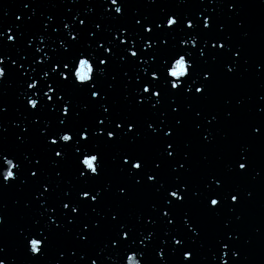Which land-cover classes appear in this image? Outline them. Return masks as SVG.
<instances>
[{"label":"water","instance_id":"95a60500","mask_svg":"<svg viewBox=\"0 0 264 264\" xmlns=\"http://www.w3.org/2000/svg\"><path fill=\"white\" fill-rule=\"evenodd\" d=\"M228 3L237 7L229 12ZM121 5L122 15H117L110 0H0V32L17 41L5 43L7 35L0 40V58L8 70L0 81V108L4 109L0 112V152L21 165L19 179L8 186L0 184V218L4 221L0 224V248L4 250L0 259L4 264H264V128L260 135L252 132L264 125V0H119L116 6ZM170 14L181 21L187 17L196 27L172 32L155 27V22ZM206 17L213 21L211 31L199 24ZM81 19L86 20L84 26L78 23ZM143 26L153 28L152 38L143 32ZM69 33L78 40L73 42ZM161 38L167 46H161ZM119 39L125 40L129 50L137 51L140 59L136 63L121 61L125 45L119 44ZM217 42L226 45L224 51L211 49ZM98 43L113 48L107 69L95 67L100 57L109 55ZM237 50L239 55L233 61ZM177 53L185 55L186 64H193L197 86L199 78L210 74L204 97L169 91L166 61ZM77 55L93 64L96 85L107 96L110 118L101 128H113V120L130 118L136 123L130 136L123 129H114L118 142L106 143L95 124L96 117L104 115L101 105L90 102L88 90L73 86L72 81L63 82L52 71L57 68L54 61H67L71 67ZM233 66L235 71L228 74L227 67ZM153 72L160 79L152 85L162 90V102L155 109L150 104H136L141 85L151 80ZM26 82L40 90L33 99H41L47 82L59 89L65 101H58L56 110L42 106L41 111H29L26 103L31 93ZM67 102L73 115L70 113L61 126L58 108ZM50 103H55L54 98ZM213 117L215 121L208 123ZM149 123L157 129L155 133L148 131ZM81 126L88 127L89 140L80 142L79 151L75 144L65 149V160L54 167L46 137L49 133L59 135L64 128L75 135ZM164 131L173 133L171 139L164 138ZM206 135L208 141L203 139ZM166 143H173L171 158L164 152ZM242 148L247 149L243 154L249 161L246 174L237 173L234 167ZM88 153L98 154L103 165L101 175L94 179L78 176L77 156L83 159L82 154ZM124 154L143 157L149 170L160 164L159 183L142 180L136 185L127 170H121ZM0 164L7 170L2 159ZM173 167L177 171L173 172ZM31 171H37L35 179L30 178ZM217 179L223 180L222 193H239L238 205L225 201L219 210L207 207L206 185L214 187L209 181ZM180 184L187 185L185 201L168 208L167 191ZM43 187L49 188L47 197L37 199ZM122 187L126 197L118 195ZM82 189L100 191L99 202L90 206L78 201ZM69 201L80 204L79 215H64L61 204ZM162 211L170 213L172 224ZM115 213L118 221L113 224L111 215ZM49 216L64 227L50 228ZM66 216L74 223L69 225ZM93 222L100 227L92 228ZM121 222L131 230L129 240L113 248ZM84 224L89 228V233H84L86 242L79 238ZM21 230L25 236H50L42 257L30 256ZM227 236L232 242L223 248ZM174 238L182 244L175 245ZM185 251L192 253L190 261H183ZM232 251L238 253L235 259Z\"/></svg>","mask_w":264,"mask_h":264},{"label":"snow or ice","instance_id":"6c2138e0","mask_svg":"<svg viewBox=\"0 0 264 264\" xmlns=\"http://www.w3.org/2000/svg\"><path fill=\"white\" fill-rule=\"evenodd\" d=\"M119 0H110V5L115 6L113 8L115 14L122 15V5L116 6L118 4ZM237 5L235 3H228L227 8L229 12H232L234 8H236ZM24 8H28V4L24 5ZM17 20H20V16L16 17ZM29 20L31 17L28 18ZM49 20H51V17H49ZM80 26H84L86 24V20L81 19L78 21ZM137 25H141L140 20H136ZM200 26L204 30L211 31L212 27L214 26L213 21L209 18H205L202 22H199ZM155 27H159L161 29L167 30L169 32L175 31L177 28H187V29H193L196 27V25L187 17L184 18L183 21L179 20L178 17L175 16V14L167 15V18L165 20H160L158 22L154 23ZM43 27L46 29L48 28V24H44ZM68 24L64 23V28H67ZM95 28L99 30L100 25H95ZM219 31H223L222 27L218 28ZM143 32L149 33L147 37L152 38L151 34L153 33V28L148 26H143ZM7 35V33L0 32V40H3V37ZM71 36V40L73 42H76L78 40V36H72L71 33H69ZM91 35V33H90ZM117 39V38H116ZM12 43L15 44L17 41L13 35H7V41L5 43ZM209 44V41L207 42ZM99 44V47L101 49H104L109 55L108 56H102L98 59V62L96 63L95 67L99 68L100 65H103L105 69H107L109 61L111 59V56L113 55L112 47L105 46L104 44ZM119 44L125 45L124 52L125 55L121 56L120 59L122 62H129L134 61L135 63L140 59V57L137 54V51L129 50L127 45L125 44L124 39H119ZM161 46H167V41L161 38L160 40ZM64 46V44H61ZM29 46H31L29 44ZM197 42L193 41V47H197ZM149 48L152 47V45L148 46ZM226 48V45L224 43H215L211 44V49L214 50L216 53H220L224 51ZM37 51H40L39 48L36 49ZM64 51L67 52L68 48L64 47ZM200 55L203 57L205 55V52L203 50L200 51ZM239 55V50L237 52L233 53V61H235L236 57ZM177 56L179 58H177ZM107 58V59H106ZM215 58V57H213ZM5 63V60L3 58H0V81L8 74V70L3 67ZM13 65H15V61L11 62ZM55 64H57V68L52 69L58 77V79L62 80L63 82L67 83L68 81H72L73 86H80L82 90H88V93H90V102L94 101L97 104L101 105L104 115L101 117H96L95 124L98 128H101L105 124L106 119L110 118L109 114V107L105 106V101L107 99L106 94L101 91L97 85H96V74L94 72V66L93 64L89 63V60L82 59L80 55H77L71 67H69L68 62L64 61L63 63L59 61H54ZM167 67L165 68V82L166 84L170 85L169 91L175 95H188L192 94L193 96L199 95L200 97H204L207 90H208V84L207 81L209 80L208 75H204L200 79L199 86H197V78H194V72L195 68L193 64L187 63L185 55L183 53H177L176 55H173L170 59L166 61ZM59 69V71H58ZM86 69V71H85ZM65 71L67 74L65 75ZM228 74H232L235 71V67H227L226 69ZM45 75H48L47 72H45ZM74 76V79H73ZM160 77L153 72L151 75V80L145 81L140 89L141 93L138 95V98L136 100L137 105H149L152 109L157 108L161 104V96H162V90L159 88H156L152 85V81L159 80ZM173 81H182V83H176ZM190 81V83H189ZM137 83H139V80H137ZM26 90L31 93L30 96L27 98L26 107L29 111H41V107L44 108L46 106L49 107L51 110H56V106L58 105V101H65V96L62 95L59 92V89L54 87L52 84H46L47 91L42 90L41 93V99H33V94L36 93L38 90L37 85L34 83H27ZM111 88V86H109ZM194 89V92H193ZM31 90V91H29ZM51 93V95H50ZM46 97L47 100H44L43 98ZM53 98L55 100V103H50L53 101ZM155 98V99H153ZM127 99V97H125ZM87 109H85L86 111ZM4 111L3 108H0V112ZM59 115L60 119L58 123L63 126L68 121L70 113L73 115V110L71 107V103H61L59 104ZM173 112L177 111V108L172 109ZM77 116H79V113H76ZM197 116H199V113H197ZM215 121V117L212 118V120L208 121V123H213ZM37 121L34 120L33 123H36ZM112 124L114 125L113 128L103 129L101 128L100 135L105 138V142L110 144L113 142H118L119 134L114 131V129H123L125 135L130 136V134L133 133V129L136 127V123L134 120L130 118H124V119H116L112 121ZM177 124H179V121H177ZM148 131L155 133L157 129L149 123L147 125ZM261 128H264V125L261 127H254L252 129L253 135H260L261 134ZM23 131H27V129H23ZM69 130L67 128H64L59 135L49 133L46 137V145L51 150V154L53 156L52 165L56 167L59 162H63L66 158V152L65 149L71 148L73 144L77 145L76 151H79V145L81 141L87 142L90 138V133L88 131V127L81 126L80 129L75 133V135L68 134ZM41 136H44L45 133L42 131ZM136 135H139V132L136 133ZM173 133L170 131H164L163 136L166 140L171 139ZM19 139V137H18ZM205 141L209 140V137L206 135L203 137ZM61 141L63 143H61ZM174 143V142H173ZM173 143H166V146L164 147V152L167 154V157L171 158L173 156V151H169L170 148H173ZM247 149H241V154L239 156V159L235 161L234 167L237 173H247L248 168L246 165L249 164L248 159L244 156V152H246ZM83 159L80 158V156H77V171L78 176L83 179H94L96 177H99L102 173L103 165L100 162L98 158V154L88 153V154H82ZM59 158V160H57ZM187 154H185L184 159L187 160ZM0 159H2L7 165V170H3V167L0 168V184L4 186H8L12 183H14L17 179H19L18 173L20 171V163L13 164L12 159H9L8 156L4 155L2 152H0ZM25 160L28 159L27 156L24 157ZM95 162V163H94ZM35 163L39 165V160H36ZM120 163H121V170H127V175L132 178L135 181L136 185H139L142 180H146L148 184H158V175H159V168L160 164L156 163L154 164V169L149 170L147 164L145 163L143 157L141 156H135L131 154H124L120 157ZM2 165V164H0ZM80 165H83V167H80ZM3 166V165H2ZM179 168L181 170L184 169V165L180 164ZM15 170V171H14ZM231 171V169H229ZM173 172L177 171L175 167L172 169ZM90 173V175H89ZM60 173L57 172V176H59ZM37 176V171H31L30 172V178L35 179ZM178 180V178H177ZM214 187H209V185H206V188L208 189L209 195L206 197V205L210 210H219L221 208V205L228 201L233 206H236L240 203L238 200L239 193L238 192H228V193H222L220 189L223 187V180L217 179V180H210L209 184H213ZM160 188H163V184H160ZM107 189H105L106 191ZM160 189L157 188V191ZM49 192V188L43 187L42 192L37 199L46 198L47 194ZM67 196L68 194L65 193ZM118 195L120 197H126L127 191L125 188H120L118 191ZM187 195V185L180 184L179 187H173L170 190L167 191V204L168 208H172L175 205L183 204L185 201V197ZM195 195V193H193ZM101 196L100 191H94L89 189H82L78 196V201L80 202H87L88 205H95L99 202V197ZM175 202V203H173ZM71 204V207H70ZM43 207V205H41ZM62 210H64L65 213H70L71 217H75L79 215V208L80 204L75 203L73 204L71 201L64 202L61 204ZM231 210V209H230ZM54 211V210H53ZM92 211L95 212L96 208L92 207ZM163 216L166 218L168 224H172V220L169 219L170 213L168 211H162ZM118 213L111 215V222L113 224H116L118 221ZM67 217V223L69 225L74 223V220L71 217ZM51 223L49 224V227L60 229L64 227V225L57 223L55 220L52 219L51 216L48 218ZM151 223H154L155 221H150ZM4 221L2 218H0V224H3ZM38 223V222H37ZM188 221H185V224L187 225ZM92 228H98L100 225L96 222L92 223ZM225 227H227V224H225ZM191 231V229H189ZM84 233H89V228L87 224H84L81 229V234L79 236L80 240L82 242H86L87 237L84 235ZM131 230L129 227L124 223L118 224V231L116 233L118 239H113L112 241V247L115 248L120 242H124L129 240ZM20 235L24 237V240L26 241V249L27 252L30 254L31 257H42L44 254V249L47 247L49 243V237L48 235H45L44 233H41L40 235H29L25 236L23 230H21ZM227 243H223V248L228 247V245L232 242V237L227 236L226 237ZM144 241L142 240L141 243ZM175 245L182 244V241L179 239L174 238ZM220 243V241H218ZM3 248H0V253H3ZM220 251H222V248H220ZM238 253L236 251L231 252V256L233 259L237 257ZM192 257V253L189 251H185L183 254V261H190ZM83 259V257L81 258ZM129 260L132 259V257H128ZM159 259L162 261L163 256L159 252ZM0 264H4V260L0 259ZM92 264H96L95 261L92 262Z\"/></svg>","mask_w":264,"mask_h":264},{"label":"clouds","instance_id":"9594fccd","mask_svg":"<svg viewBox=\"0 0 264 264\" xmlns=\"http://www.w3.org/2000/svg\"><path fill=\"white\" fill-rule=\"evenodd\" d=\"M85 71H86V69H85Z\"/></svg>","mask_w":264,"mask_h":264}]
</instances>
